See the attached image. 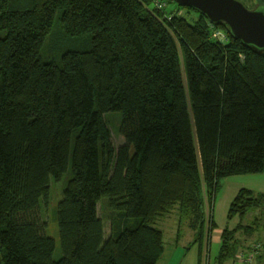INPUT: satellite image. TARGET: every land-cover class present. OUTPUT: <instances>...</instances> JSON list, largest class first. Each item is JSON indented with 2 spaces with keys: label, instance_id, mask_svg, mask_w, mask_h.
I'll return each mask as SVG.
<instances>
[{
  "label": "trees",
  "instance_id": "16d2710c",
  "mask_svg": "<svg viewBox=\"0 0 264 264\" xmlns=\"http://www.w3.org/2000/svg\"><path fill=\"white\" fill-rule=\"evenodd\" d=\"M166 4L0 0V264H158L161 217L179 205L180 225L213 229L222 182L264 171V49ZM65 176L57 260L45 210ZM228 216L240 222L223 231L220 263L239 230L264 223V192L242 188Z\"/></svg>",
  "mask_w": 264,
  "mask_h": 264
},
{
  "label": "rangeland",
  "instance_id": "374dc122",
  "mask_svg": "<svg viewBox=\"0 0 264 264\" xmlns=\"http://www.w3.org/2000/svg\"><path fill=\"white\" fill-rule=\"evenodd\" d=\"M166 1L168 2L167 10L169 13L176 11V12L189 16L193 20H196L199 18V14H197L195 11L189 10L187 7L179 5L174 0H166ZM240 1L243 2L251 10L260 8L257 5L258 1L260 0H240ZM59 17L60 16H58L55 20V24L53 27L54 31H58L60 27V21L58 19ZM53 45L58 46L54 43ZM52 50H53L52 44L47 43L46 52L49 55H51ZM60 54H61L60 51L59 52L57 51L54 58L58 60L59 58H61ZM122 119H123L122 113L111 112L107 114V120L109 123V127L112 131V142L116 148L124 144V139L120 134V126H121ZM69 170L72 172V164H70ZM69 179H70L69 176L67 177L65 176L63 180L60 182H57L54 180L52 181L50 201H49L50 203L45 210V216L49 223L48 233L56 241V249H55L54 257L57 260L60 259L62 256V248H61V239L59 235L58 224L56 222V219L54 218V210L57 208V205L62 198V194L64 192V189ZM245 187L253 189L258 192H264V171L261 173H255V174L233 176L228 179H225L222 182V187L217 195V198H216V201L213 207L214 208L213 214H215L214 218H215L218 228H222L223 223L227 222V212L229 209L230 200L236 195V193L238 192L240 188H245ZM104 205H105L104 201L99 204V213H100V216H102L103 219L105 220L106 234H107L106 238H108L110 234V221L107 219L108 214L106 213ZM261 212L262 210L260 209L255 210V211L252 210L251 212H249L245 219L246 223L251 224L253 222V219L257 215L261 214ZM236 217L237 216H235L233 219H235ZM179 218H180V209H179V205H177L166 216L160 218L155 224L157 227L162 229L163 232H165L166 240L168 243L170 241L172 242L174 241L176 232L178 231V228H179ZM261 222L262 220L259 219L257 225H254L253 223L256 229L255 231L253 230L252 235L251 234L248 235L246 232L248 230L246 229L244 231V227L243 229L238 231L237 237L239 239V243H242V245L239 244V252L237 256L235 257L236 258L235 264H239L240 262H242L243 261L242 258L244 257L249 259L251 264H256L258 256L260 254H264V223H261ZM187 223L189 222L186 221V223L183 224L182 232H190L191 229L188 227ZM205 224L207 223L205 222L204 225ZM255 250H256V253H255ZM262 261H264V257H262Z\"/></svg>",
  "mask_w": 264,
  "mask_h": 264
},
{
  "label": "crops",
  "instance_id": "0c3cea01",
  "mask_svg": "<svg viewBox=\"0 0 264 264\" xmlns=\"http://www.w3.org/2000/svg\"><path fill=\"white\" fill-rule=\"evenodd\" d=\"M241 189L242 188H240L238 192ZM235 196L230 200V205L233 199L235 198ZM259 209L260 208L255 210H259ZM228 212H227V222L223 223L222 228H218L215 221L216 226L213 229H210V224L207 223L205 224L203 232H200L199 230L192 229L189 223H187L188 227L191 229L190 232H182L183 231L182 226L183 224L186 223L185 222L181 225L179 224V228L178 231L176 232L174 241L173 242L170 241L169 243L166 240L165 232H163L165 250L161 258L159 259L158 264H235L236 263L235 257L239 252V244L242 245V243H238V249L236 250L235 257L225 261L224 263H220L218 260L222 245L223 231L226 228L234 229L235 227L238 226L240 222L238 216L235 219L230 220L228 216ZM214 217L215 214H213V218ZM245 224L248 225V223H246V220L244 221V225ZM263 255L264 254H260L258 256L259 259L257 258L256 264H261V263L264 264V261H262V257H264Z\"/></svg>",
  "mask_w": 264,
  "mask_h": 264
},
{
  "label": "water",
  "instance_id": "95a60500",
  "mask_svg": "<svg viewBox=\"0 0 264 264\" xmlns=\"http://www.w3.org/2000/svg\"><path fill=\"white\" fill-rule=\"evenodd\" d=\"M204 14L212 24H226L244 44L264 49V8L249 9L240 0H174Z\"/></svg>",
  "mask_w": 264,
  "mask_h": 264
},
{
  "label": "built area",
  "instance_id": "2783aa9c",
  "mask_svg": "<svg viewBox=\"0 0 264 264\" xmlns=\"http://www.w3.org/2000/svg\"><path fill=\"white\" fill-rule=\"evenodd\" d=\"M154 6L158 9L162 10L163 8H165L167 6V4H166L165 0H154ZM169 18H170V16H169ZM224 35L225 34L223 33V31L219 30V29L218 30L215 29V31L213 32V37L220 39L221 41H223V38L225 37ZM255 253H256V250H255ZM242 259H243V261L240 262V264H251L250 260L247 259L246 257H244Z\"/></svg>",
  "mask_w": 264,
  "mask_h": 264
}]
</instances>
